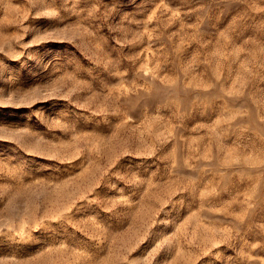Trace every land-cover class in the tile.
Returning <instances> with one entry per match:
<instances>
[{
    "label": "rangeland",
    "instance_id": "1",
    "mask_svg": "<svg viewBox=\"0 0 264 264\" xmlns=\"http://www.w3.org/2000/svg\"><path fill=\"white\" fill-rule=\"evenodd\" d=\"M0 264H264V0H0Z\"/></svg>",
    "mask_w": 264,
    "mask_h": 264
}]
</instances>
